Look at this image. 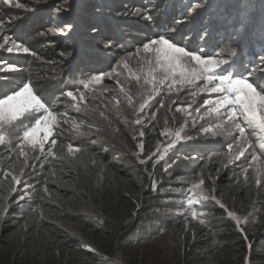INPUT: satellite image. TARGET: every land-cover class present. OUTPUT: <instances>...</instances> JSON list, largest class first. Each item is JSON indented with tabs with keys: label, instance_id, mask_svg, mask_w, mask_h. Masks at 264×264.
Listing matches in <instances>:
<instances>
[{
	"label": "rangeland",
	"instance_id": "rangeland-1",
	"mask_svg": "<svg viewBox=\"0 0 264 264\" xmlns=\"http://www.w3.org/2000/svg\"><path fill=\"white\" fill-rule=\"evenodd\" d=\"M180 1L175 0L169 7L170 0H100L99 9L92 18L94 25L75 37L79 40L75 54L88 58L82 60L86 66L80 68L79 85L47 83L43 90L38 88L43 97L34 92L56 115L57 124L53 126L54 136L50 139L55 138L57 144L46 143L44 153L25 145L28 153L25 162L17 147L21 143L23 125L17 128L13 125L5 143L0 145V177L13 185L10 194L18 198L17 203L28 202L40 189L44 190L40 187L44 181L43 168L57 158L49 155L47 149L51 147L55 153L57 149L65 148L73 155L77 152L78 142L106 147L143 191L151 188L155 192V198H141L138 207L142 214L132 235H127L126 222L113 225L115 233L127 238L125 242L118 243L119 254L115 261L118 264H184L183 235L192 222L208 225L218 219L208 210L212 205L222 210L241 233L264 232V134L259 133L255 126H246L251 144L239 160L229 164V159L238 154L235 143L239 133L231 130L234 126L218 127L227 123L226 118L207 115L208 106L203 103L206 99H219L222 94L193 96L198 87L203 86L202 81H197V86H186L173 92H169L166 86L147 82L151 81L152 75L161 78L162 73L150 74L151 66L145 58L151 59L152 54L143 52V44L163 35L189 51L227 60L226 65L215 70V75L231 71L234 77L249 79L258 91L264 89V64H256L247 72H241L232 59L233 46L235 48L239 43L233 39L221 45L217 42L216 33L221 24L226 23L228 30L233 29L232 22L225 15L230 5L223 7L222 3L216 2L219 0H194L188 4L184 1L180 9L177 8ZM246 1L253 4L258 0ZM75 3V0H12L11 4H5L0 0V45H4L0 48V82L12 84L14 76L21 70L18 62L23 59L34 58L41 66H47L52 61L65 58L57 51L67 45V36L72 31V27L70 31L62 29L80 20V10ZM58 8L61 11L57 12ZM65 8L67 10H63ZM137 9L139 14H136ZM254 12H248L243 20L250 24ZM215 14L216 17H212ZM206 31L208 33H203ZM238 32H242V28ZM109 41L112 46L105 47ZM13 42L25 44L30 53L7 52V47H11ZM43 54H48L52 60L41 59ZM69 56L65 58L67 61ZM97 75L103 77L99 83L93 79ZM85 84H88L87 88ZM154 88L159 91H154ZM67 91H73L76 99L67 97ZM81 94L84 100L79 99ZM128 96L132 98V105L128 104ZM145 101H148L145 108L140 109L139 105ZM224 111L221 109L222 115ZM101 112L104 116L100 115ZM44 114L41 111L30 121L25 120L24 125L34 124L35 119ZM141 117V125H136L134 121ZM202 128H210L211 131L204 133ZM177 130L181 132V140L175 148L162 158L153 155L158 149L164 151L166 144L175 139ZM140 132L144 135L140 136ZM141 144L143 147L139 146ZM229 144L234 146L233 149L228 148ZM69 145L72 146L71 152ZM144 152L149 154L144 157ZM253 155L258 159L253 161ZM141 160L145 163H140ZM13 175L31 186L23 200L20 197L24 195L25 185L15 184L11 179ZM196 184H200V188H194ZM13 188L18 191L13 192ZM234 194H244L242 201L232 198ZM221 204L224 207H220ZM102 211L97 203L85 202L80 212L89 220L99 221ZM229 211L235 216H228ZM167 217H173L171 225L161 223ZM180 221L184 222L183 232Z\"/></svg>",
	"mask_w": 264,
	"mask_h": 264
},
{
	"label": "trees",
	"instance_id": "trees-1",
	"mask_svg": "<svg viewBox=\"0 0 264 264\" xmlns=\"http://www.w3.org/2000/svg\"><path fill=\"white\" fill-rule=\"evenodd\" d=\"M75 1L80 20L77 24L72 23V31L67 36L69 42L57 51L60 55L64 53L61 57L65 58L70 54L69 61L63 58L41 66L34 58L23 59L18 62L21 70L14 76L13 83L0 82V97L18 91L24 83H30L35 93H39L38 88L43 90L47 83L79 85L80 68L86 66L82 60L88 58L75 54L79 44L75 37L94 25L92 18L99 9L100 0ZM174 1L170 0L169 7ZM184 1L188 4L194 0H181L177 8H183ZM216 2L222 3L223 7L230 5L225 15L233 24L231 30L227 29L226 23L220 25L216 33L218 44L229 39L239 43L235 48L233 46L232 59L241 72L262 64L258 60L264 57V0L253 4L246 0ZM250 11L255 14L248 24L243 17ZM239 28L242 32H238ZM53 47L55 50L56 45ZM40 58L46 61L51 56L43 54ZM38 95L43 97L42 93ZM76 147L77 152L73 155L65 148L55 151L56 160L43 168L44 181L40 187L44 190L40 189L28 202L17 203L18 198L10 194L13 185L0 177V264H118L115 262L119 254L118 243L127 238L115 233L113 225L126 222L127 235H132L142 214L138 207L141 198H155V192L151 188L143 191L106 147L99 148L86 142H78ZM144 153V157L149 154ZM243 195L234 194L232 198L241 202ZM85 202H95L102 207L99 221L89 220L80 212ZM208 210L218 219L208 225L190 223L183 235L184 264H264V232L243 234L222 210L213 205L208 206ZM172 222L173 217L161 221L165 225ZM179 224L182 227L184 222ZM181 230L183 232L184 228Z\"/></svg>",
	"mask_w": 264,
	"mask_h": 264
},
{
	"label": "snow or ice",
	"instance_id": "snow-or-ice-1",
	"mask_svg": "<svg viewBox=\"0 0 264 264\" xmlns=\"http://www.w3.org/2000/svg\"><path fill=\"white\" fill-rule=\"evenodd\" d=\"M12 0H4L5 4H11ZM63 10H67L66 8ZM61 9H57V12ZM136 14H139V9L136 10ZM147 18V17H145ZM72 25H66L62 31H70ZM95 31V30H94ZM43 35V33H41ZM7 37L5 41L7 42ZM105 47H111V42L104 44ZM4 45H0L3 48ZM7 52L18 53V54H29L30 48L25 46L23 43L13 42L11 47H7ZM143 52L146 54H152L151 59L145 58V62L150 65V74L160 72L162 73L161 78L157 79L156 75L151 76V82L154 85L158 84L161 86H166L169 92L180 91V89L186 86H197V81H202L203 86L198 87V92H194L193 96L200 93H219L222 94L219 99L216 100H204V105L208 106L207 115H216L218 118H226L225 125H219L218 127L227 128L229 126H234L231 128L232 131H238L239 138L235 143V151L238 153L233 155L229 159L228 163L231 164L233 160H239L241 156L245 154L246 148L250 146L251 140L249 134L246 131L247 128H253L259 130V133L264 134V89L260 91L257 87H254L253 83L249 82L247 78L234 77L231 71L227 74L215 75V70L220 68L222 65L228 63L225 59H215L212 56L205 57L204 54H197L196 51H189L185 47L177 46V44L172 43L168 38L161 35L158 39H152L148 43L143 44ZM64 55V53H61ZM70 55V54H69ZM261 63L264 64V57L261 58ZM125 67L127 65L125 64ZM11 69V66H9ZM115 71V70H113ZM251 76V72L248 74ZM95 82L99 83L103 79L101 75L93 77ZM85 88L88 84L84 85ZM154 91H159L158 88H154ZM121 92L124 93L123 88ZM67 97L76 99L73 91H67ZM151 95L149 99H151ZM80 100H84L83 94L79 97ZM148 101L141 103L139 105L140 109H144ZM195 101H193L194 103ZM133 101L130 96H128V104L132 105ZM214 105V106H212ZM221 109H224L223 115L221 114ZM43 111L45 114L35 119L34 124L30 126L24 125L25 120H31L36 114ZM177 111H182V109H177ZM199 111V110H197ZM190 114V113H189ZM104 116V113H100ZM142 117L136 119L134 123L136 125H141ZM195 123V122H194ZM57 124L56 115L52 110H50L41 100V98L34 93L33 86L30 83H24L22 87H19L18 91H13L11 94L0 98V145H3L6 140V136H9V129L11 126L23 125L21 128L22 137L21 143L17 145L20 149L19 155L25 158V162L28 159V153L25 151V145L30 146L32 149H39L41 153L45 152V144L50 143L55 146L57 140L55 138L50 139L54 136L53 126ZM204 133L211 131L210 128H202ZM43 133V135H39ZM165 133H161L164 135ZM216 133L214 132L213 135ZM253 135H255V130H253ZM14 135V134H13ZM144 133L140 132V136ZM135 138V137H134ZM186 139H191V137H186ZM181 140V132L179 130L175 133V139L170 140L164 147V151H157L153 155L162 158L164 154L174 149L178 142ZM264 144V141H262ZM143 147V144L139 145ZM233 145L229 144L228 148L233 149ZM69 151H72V146L69 145ZM49 155H55L53 149L49 147L47 149ZM253 161L257 160L256 155L252 156ZM140 163H145L141 160ZM247 171V169H245ZM11 179L15 184L20 185L24 183V195L20 197L21 200L25 199L27 196L28 188L31 187L26 181H22L20 177L13 175ZM203 183V181H201ZM260 183V180H257ZM194 188H200V184L193 186ZM13 192L18 191L17 188L12 189ZM47 191V188H45ZM207 199V197H204ZM214 199V198H213ZM191 203V201H189ZM220 207H224L223 204ZM228 216L234 217L235 213L229 211ZM195 216V213H193ZM237 219H239L237 217ZM203 223V221H201Z\"/></svg>",
	"mask_w": 264,
	"mask_h": 264
}]
</instances>
